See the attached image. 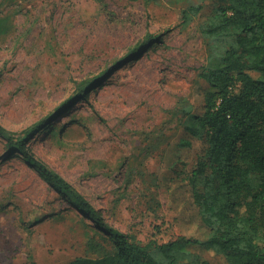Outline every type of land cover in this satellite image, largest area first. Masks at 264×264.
I'll return each mask as SVG.
<instances>
[{"label": "rangeland", "instance_id": "obj_1", "mask_svg": "<svg viewBox=\"0 0 264 264\" xmlns=\"http://www.w3.org/2000/svg\"><path fill=\"white\" fill-rule=\"evenodd\" d=\"M195 2L0 0V127L143 243L209 235L188 183L200 142L183 128L203 111L199 24L214 5L180 25ZM8 144L0 135V264L96 255L88 241L104 233Z\"/></svg>", "mask_w": 264, "mask_h": 264}, {"label": "trees", "instance_id": "obj_2", "mask_svg": "<svg viewBox=\"0 0 264 264\" xmlns=\"http://www.w3.org/2000/svg\"><path fill=\"white\" fill-rule=\"evenodd\" d=\"M205 1L185 7L180 25H188ZM199 31L208 45L196 86L203 111L187 112L183 128L200 142L188 183L209 228L203 240L186 235L161 243L134 240L109 225L66 179L28 152L24 139L12 142L0 127L8 145L20 149L55 192L104 233L96 237L101 241L93 236L88 241L96 255L66 264H211L204 257L209 251L223 256L226 264H264V0H214ZM142 46L135 45L122 59L134 57Z\"/></svg>", "mask_w": 264, "mask_h": 264}]
</instances>
